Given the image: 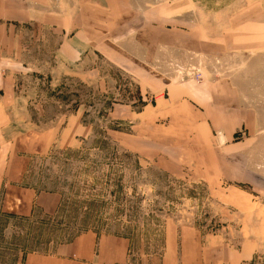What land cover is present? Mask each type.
I'll use <instances>...</instances> for the list:
<instances>
[{"label":"rangeland","instance_id":"1","mask_svg":"<svg viewBox=\"0 0 264 264\" xmlns=\"http://www.w3.org/2000/svg\"><path fill=\"white\" fill-rule=\"evenodd\" d=\"M115 1L130 6L125 16L176 5L184 24L159 32L165 46L188 22L197 23L191 39L201 50L170 54L160 68L166 84L155 86L92 48L80 56L57 49L66 34L52 28L62 21L47 6L36 14L34 0H0L6 149L30 158L25 184L60 197L51 214L0 212V264L86 231L128 238V264H159L179 230L189 261L264 264V0ZM202 83L216 89H196Z\"/></svg>","mask_w":264,"mask_h":264},{"label":"crops","instance_id":"2","mask_svg":"<svg viewBox=\"0 0 264 264\" xmlns=\"http://www.w3.org/2000/svg\"><path fill=\"white\" fill-rule=\"evenodd\" d=\"M194 1L191 0L192 5L195 4ZM29 6L34 7L36 14L43 13L45 10L41 7L47 6V15L59 16L58 19L62 21V24L52 26V28L60 29L66 36L57 44V49L75 51L80 56L92 48L130 75L145 80L146 77L143 74L151 77L155 86H158V83L166 84L160 68L170 54L173 59L181 60L184 57V49L195 47L197 51L201 50L197 42L191 39L196 34L197 23L187 22L186 24L190 25L189 31L184 35L181 33L179 42L165 46L166 36L159 35V32L165 33L168 29L167 25L171 27L175 23L184 24L181 10L177 11L176 5L157 3L143 8L140 13L136 12V15L132 12L129 16L125 14L131 12L130 6L122 3L121 9L115 0H102L100 3L96 0H63V5L59 7L61 9H55V6L48 2L43 5L39 0H34V5ZM171 7L174 10L169 9ZM121 10L123 13H120ZM40 19L43 17L34 15L35 21ZM161 24H164V29H161ZM89 29L94 41L91 40V34L86 32ZM138 29H150L153 34L146 33L144 37H138L134 33ZM105 30L109 34H106ZM156 33H158L157 37ZM220 45L224 44L220 43ZM212 49L213 45L210 48L204 45L205 52ZM139 78L140 83L144 82L147 85L145 80ZM190 84L181 83L176 86L191 87ZM214 85L215 83H202V87L196 89H210ZM16 89L15 92L18 93ZM113 105L114 103H111L109 107L111 111ZM227 110L228 108L225 109ZM2 119L0 124V133L2 132L0 135V212L20 217H28L36 211L45 214L53 213L58 206L59 194L57 191L38 190L35 186L24 183L30 158L27 159L26 156L19 155L15 151L11 154L6 149L10 141L5 143L3 128L7 126L11 129L12 122L8 118ZM43 139L44 136L34 135V143H40ZM179 233L182 231L179 230L176 237L172 238L168 245L162 247L159 264H205L194 261V259L189 261L186 258V252L182 246L179 247ZM173 240L176 243L174 247ZM129 256L128 238L86 231L77 234L68 242L56 245L53 251L27 252L20 264H128ZM239 261L242 264L241 260ZM140 264L154 263L146 260Z\"/></svg>","mask_w":264,"mask_h":264}]
</instances>
